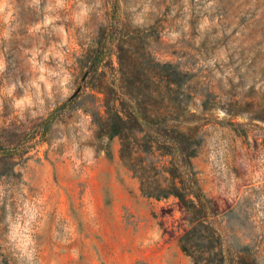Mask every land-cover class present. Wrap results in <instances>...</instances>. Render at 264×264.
<instances>
[{
    "label": "rangeland",
    "instance_id": "rangeland-1",
    "mask_svg": "<svg viewBox=\"0 0 264 264\" xmlns=\"http://www.w3.org/2000/svg\"><path fill=\"white\" fill-rule=\"evenodd\" d=\"M136 28L157 60L193 76L200 185L230 245L264 262V0H0V147L16 163L0 178V264H152L151 226L166 236L159 264H193L176 200L143 197L119 139L97 137L92 103L70 102L82 55Z\"/></svg>",
    "mask_w": 264,
    "mask_h": 264
},
{
    "label": "trees",
    "instance_id": "trees-1",
    "mask_svg": "<svg viewBox=\"0 0 264 264\" xmlns=\"http://www.w3.org/2000/svg\"><path fill=\"white\" fill-rule=\"evenodd\" d=\"M146 32L136 28L133 37L121 35L112 44L101 35L81 57L80 92L70 102L92 103L86 112L97 137L119 139L120 160L139 181L143 197L176 200L184 226L181 249L193 264H264L252 245H230L217 228L219 207L204 193L194 164L203 137L194 111L193 76L177 64L157 60ZM111 45L117 68L108 56ZM139 49L148 56L144 60L137 56ZM14 150L0 147V178L15 175ZM105 152L112 156L109 145Z\"/></svg>",
    "mask_w": 264,
    "mask_h": 264
},
{
    "label": "crops",
    "instance_id": "crops-1",
    "mask_svg": "<svg viewBox=\"0 0 264 264\" xmlns=\"http://www.w3.org/2000/svg\"><path fill=\"white\" fill-rule=\"evenodd\" d=\"M139 229L141 231L144 230L143 223L139 225ZM147 232L153 234L155 238L154 241H151V245L145 248L147 260L152 264L165 263L168 258L167 246L165 244L166 236L162 235L161 231L152 226L147 228Z\"/></svg>",
    "mask_w": 264,
    "mask_h": 264
}]
</instances>
